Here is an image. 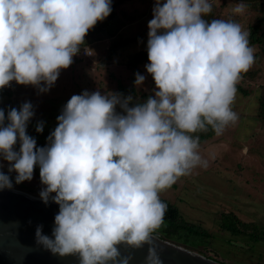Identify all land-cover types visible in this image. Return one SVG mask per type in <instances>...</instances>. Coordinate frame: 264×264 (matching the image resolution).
Segmentation results:
<instances>
[{
	"label": "clouds",
	"instance_id": "obj_1",
	"mask_svg": "<svg viewBox=\"0 0 264 264\" xmlns=\"http://www.w3.org/2000/svg\"><path fill=\"white\" fill-rule=\"evenodd\" d=\"M210 11L207 0H157L146 69L159 99L119 116L115 96L73 95L41 148L26 134L31 105L9 112L10 123L0 127V154L13 162L9 173H16L18 185L31 181L39 166L46 186L39 198L45 206L58 205L50 234L43 225L35 229L43 251L78 254L80 264H107L121 242H148L166 210L158 194L201 163L198 142L186 133L207 124L219 136L235 124V85L253 65V49L240 24L205 22L202 15ZM110 12L111 0H0V87L11 81L50 86L72 63L88 30ZM12 187V178L0 172V190ZM147 261L159 264L151 249Z\"/></svg>",
	"mask_w": 264,
	"mask_h": 264
},
{
	"label": "rangeland",
	"instance_id": "obj_2",
	"mask_svg": "<svg viewBox=\"0 0 264 264\" xmlns=\"http://www.w3.org/2000/svg\"><path fill=\"white\" fill-rule=\"evenodd\" d=\"M213 1L223 17L240 19L237 24L245 32L247 25L255 23V17L260 16L258 11H247L245 7L242 12H236V7L242 3H234L235 0H207L208 3ZM156 2L111 0L110 14L88 30L93 37L91 45L88 44L91 54L80 58L74 54L72 63L59 70L50 86L43 81L37 85L9 82L12 90L0 99V111L4 113L0 127L10 123L7 117L12 109L19 111L28 103L33 115L27 121L26 134L36 141L37 148L47 147L48 138L58 126L57 117L63 114L73 95L98 92L107 98L115 96L120 102L123 97L119 89L134 87L138 94L147 93L151 99H159L156 96L159 89L146 69L150 63L148 56L142 61L135 60L143 53L147 55L148 23L153 18ZM136 37L138 40H131L119 54L108 53L111 40L118 42ZM252 49L253 53L260 51L261 71H257L253 81L241 77L236 83L248 90L243 94L236 88L231 107L237 113V121L221 135L197 141L196 151L201 163L158 194L177 206L186 220L201 224L211 232L209 247L225 264H264V236L253 240L250 235L231 234L219 226L229 218L237 222L238 217L251 225L246 227L247 231L252 230L254 224L256 232H264V50ZM138 76L144 78L140 83L136 82ZM115 113L125 116V111L117 104ZM41 125L42 131L38 132L37 127ZM19 147L17 141L14 150L18 152ZM11 163L0 154V171L11 176L15 183L16 173L8 171ZM18 186L39 196L46 187L40 182L39 166L35 167L31 181Z\"/></svg>",
	"mask_w": 264,
	"mask_h": 264
},
{
	"label": "water",
	"instance_id": "obj_3",
	"mask_svg": "<svg viewBox=\"0 0 264 264\" xmlns=\"http://www.w3.org/2000/svg\"><path fill=\"white\" fill-rule=\"evenodd\" d=\"M12 183L11 190H0V264H80L78 254L50 255L35 244L36 226L50 234L58 205L45 206L39 196ZM116 248L118 256L107 264H148L150 249L159 264H225L155 233L139 247L121 242Z\"/></svg>",
	"mask_w": 264,
	"mask_h": 264
},
{
	"label": "trees",
	"instance_id": "obj_4",
	"mask_svg": "<svg viewBox=\"0 0 264 264\" xmlns=\"http://www.w3.org/2000/svg\"><path fill=\"white\" fill-rule=\"evenodd\" d=\"M238 2H241L247 11L255 10L260 13L259 17H255V23H249L247 25V39L248 46L250 48H262L264 50V13H261V11L264 12V0H235L234 3ZM209 4L211 5V11L208 14L202 15V19L205 22L211 23L213 20H224L226 22L237 23L240 20L238 18L233 19L223 17L221 15L220 9L217 7L214 1ZM85 37L81 45H91V43L93 42V37L89 35L88 32ZM138 38L139 37L133 39L124 38L118 42L111 40V43L108 47V53L112 56L119 54L121 52L120 49H122L123 47H127L131 40H138ZM253 55V66L250 67V69L246 73H241L242 78L252 81L257 77V71H261L259 62L260 51H255ZM146 56L147 55L143 53L140 55V57H136L135 60L142 61V59H146ZM235 87L243 94L248 93V90L242 87L240 84H236ZM119 91H121L120 94L123 98L120 102L117 103V106L125 111V115H127V109H131L137 106H143L149 99H151V96H149L147 93L138 94L137 90L134 87H121ZM186 134L191 136L193 139H196L198 142H202L210 140L216 133L211 125L206 124L204 130H197L196 132ZM159 199L166 205V210L163 217V223L152 233L159 235L162 239L174 242L194 251H197V249L199 248L197 252L220 261L219 259H217V255L209 247L211 239L208 236L211 235V232L209 233V231L201 226V224L192 223L186 220L180 213L178 207L168 201L166 198L159 197ZM236 218L237 222L235 221L233 223V221L229 218L228 221L221 222L219 226L222 228V230L230 231L231 234L244 233L246 235H250L253 240L263 238L262 236H264V232H256L254 229L256 228V225L253 224L252 226L254 227L252 228V230L247 231L246 227L251 225L243 223L244 221H241L238 217Z\"/></svg>",
	"mask_w": 264,
	"mask_h": 264
},
{
	"label": "built area",
	"instance_id": "obj_5",
	"mask_svg": "<svg viewBox=\"0 0 264 264\" xmlns=\"http://www.w3.org/2000/svg\"><path fill=\"white\" fill-rule=\"evenodd\" d=\"M92 51L89 47V45H86V44H79L77 46V52L76 54L79 56V57H85V56H88L89 54H91ZM9 90H11V85H6L4 87H0V99L2 96H4L7 92H9Z\"/></svg>",
	"mask_w": 264,
	"mask_h": 264
},
{
	"label": "crops",
	"instance_id": "obj_6",
	"mask_svg": "<svg viewBox=\"0 0 264 264\" xmlns=\"http://www.w3.org/2000/svg\"><path fill=\"white\" fill-rule=\"evenodd\" d=\"M77 57H79V56H77ZM1 105V104H0Z\"/></svg>",
	"mask_w": 264,
	"mask_h": 264
}]
</instances>
